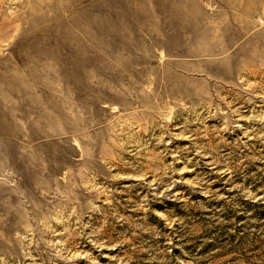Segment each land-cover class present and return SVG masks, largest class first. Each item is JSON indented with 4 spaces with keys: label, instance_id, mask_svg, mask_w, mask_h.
I'll return each instance as SVG.
<instances>
[{
    "label": "rangeland",
    "instance_id": "1",
    "mask_svg": "<svg viewBox=\"0 0 264 264\" xmlns=\"http://www.w3.org/2000/svg\"><path fill=\"white\" fill-rule=\"evenodd\" d=\"M0 264H264V0H0Z\"/></svg>",
    "mask_w": 264,
    "mask_h": 264
},
{
    "label": "bare ground",
    "instance_id": "2",
    "mask_svg": "<svg viewBox=\"0 0 264 264\" xmlns=\"http://www.w3.org/2000/svg\"><path fill=\"white\" fill-rule=\"evenodd\" d=\"M254 29V27H253ZM253 36L256 37L257 36V31L254 29V32H253Z\"/></svg>",
    "mask_w": 264,
    "mask_h": 264
}]
</instances>
